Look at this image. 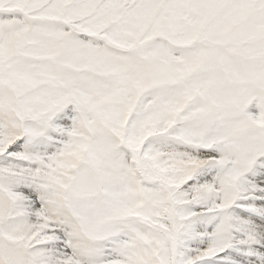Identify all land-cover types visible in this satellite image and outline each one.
Segmentation results:
<instances>
[{
	"label": "snow or ice",
	"instance_id": "obj_1",
	"mask_svg": "<svg viewBox=\"0 0 264 264\" xmlns=\"http://www.w3.org/2000/svg\"><path fill=\"white\" fill-rule=\"evenodd\" d=\"M0 264H264V0H0Z\"/></svg>",
	"mask_w": 264,
	"mask_h": 264
}]
</instances>
